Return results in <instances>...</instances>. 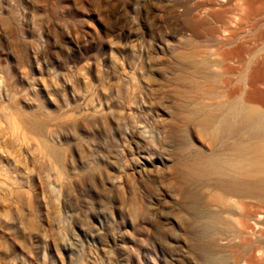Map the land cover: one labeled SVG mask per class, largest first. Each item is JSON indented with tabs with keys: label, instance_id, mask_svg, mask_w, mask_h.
I'll return each instance as SVG.
<instances>
[{
	"label": "rangeland",
	"instance_id": "1",
	"mask_svg": "<svg viewBox=\"0 0 264 264\" xmlns=\"http://www.w3.org/2000/svg\"><path fill=\"white\" fill-rule=\"evenodd\" d=\"M178 1L0 0V264L199 262L173 193ZM239 7L262 54L264 13Z\"/></svg>",
	"mask_w": 264,
	"mask_h": 264
},
{
	"label": "bare ground",
	"instance_id": "2",
	"mask_svg": "<svg viewBox=\"0 0 264 264\" xmlns=\"http://www.w3.org/2000/svg\"><path fill=\"white\" fill-rule=\"evenodd\" d=\"M239 4L242 22L264 13V0H181L172 23L174 33L186 39L177 60L185 63L180 70L191 85L178 93L187 110L170 132L173 193L191 230L197 264H263L258 258L260 251L264 255V49L253 56V39H237L241 17L236 21L233 11ZM202 11L212 20L199 17ZM196 40L201 47H194ZM249 53L240 83L233 75ZM28 125L41 131L34 119Z\"/></svg>",
	"mask_w": 264,
	"mask_h": 264
}]
</instances>
